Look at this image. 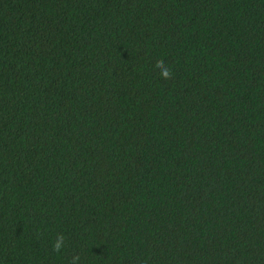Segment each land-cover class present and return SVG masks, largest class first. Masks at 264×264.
I'll use <instances>...</instances> for the list:
<instances>
[{
  "label": "trees",
  "instance_id": "1",
  "mask_svg": "<svg viewBox=\"0 0 264 264\" xmlns=\"http://www.w3.org/2000/svg\"><path fill=\"white\" fill-rule=\"evenodd\" d=\"M77 255L264 264V0H0V264Z\"/></svg>",
  "mask_w": 264,
  "mask_h": 264
},
{
  "label": "clouds",
  "instance_id": "2",
  "mask_svg": "<svg viewBox=\"0 0 264 264\" xmlns=\"http://www.w3.org/2000/svg\"><path fill=\"white\" fill-rule=\"evenodd\" d=\"M155 67L157 69H161L160 75L163 79L172 78V70L165 65V62L163 60H158L156 62ZM64 241H65V237L62 234L58 236L55 244L53 245V251L60 252L64 245ZM79 260H80V257L77 255L73 257L71 264H77Z\"/></svg>",
  "mask_w": 264,
  "mask_h": 264
}]
</instances>
